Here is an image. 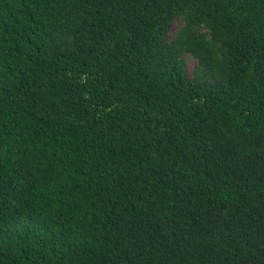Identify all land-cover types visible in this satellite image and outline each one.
Masks as SVG:
<instances>
[{
    "label": "trees",
    "instance_id": "obj_1",
    "mask_svg": "<svg viewBox=\"0 0 264 264\" xmlns=\"http://www.w3.org/2000/svg\"><path fill=\"white\" fill-rule=\"evenodd\" d=\"M0 264H264V0H0Z\"/></svg>",
    "mask_w": 264,
    "mask_h": 264
},
{
    "label": "rangeland",
    "instance_id": "obj_2",
    "mask_svg": "<svg viewBox=\"0 0 264 264\" xmlns=\"http://www.w3.org/2000/svg\"><path fill=\"white\" fill-rule=\"evenodd\" d=\"M178 24H179V18L178 17L173 18V20L170 22V25L167 31V37H170L174 33ZM184 60H185L186 69L191 74L194 64L196 62V59L191 54L186 53L184 54Z\"/></svg>",
    "mask_w": 264,
    "mask_h": 264
}]
</instances>
